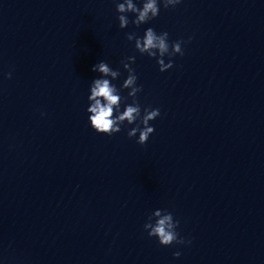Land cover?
<instances>
[{
    "label": "clouds",
    "instance_id": "1",
    "mask_svg": "<svg viewBox=\"0 0 264 264\" xmlns=\"http://www.w3.org/2000/svg\"><path fill=\"white\" fill-rule=\"evenodd\" d=\"M165 9L174 8L181 3V0H143L142 7H137L133 0H122L116 4V11L119 14L117 19L119 27L124 29L129 24L127 13L135 14L132 21L134 25L139 27L141 24L147 23L155 19L160 14V4ZM129 41L135 40V49L141 54H147L149 57L156 58L159 65V71L164 72L173 67L171 57L179 54L183 56L184 51L182 44L184 41H175L169 44L168 32L157 33L153 28L146 29L143 37H136L134 33L127 34ZM168 56L169 60L165 63L164 57ZM126 61H121L123 68L128 72V76L124 79L120 88H117L111 81L116 80L120 75L119 70H113L105 61L95 64L92 71L100 73V77L92 81L90 85V95L88 96L89 113L88 120L91 128L98 134L112 136L119 133L122 125H133L128 130L127 135L133 138L138 135L137 143L144 145L148 142L149 137L154 133L155 129L150 126V121L160 116L159 108H144L143 114L141 106L138 102L137 94L142 91V86L137 85V75L131 64L135 62L134 56H129ZM11 74L9 73V78ZM123 89H129L128 97L132 98L131 104H126L124 110L120 111L121 103L127 99L122 97L120 92ZM154 219V223L152 222ZM179 221L175 220L172 213L163 209L155 210L145 223L144 229L149 237H155L159 244L168 247L173 244H190V240H185L177 232ZM180 252L173 253L174 257H179Z\"/></svg>",
    "mask_w": 264,
    "mask_h": 264
}]
</instances>
